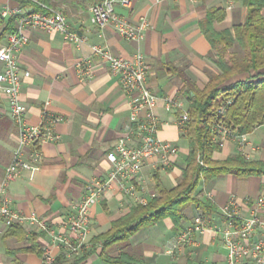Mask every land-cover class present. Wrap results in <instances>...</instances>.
<instances>
[{"label":"crops","instance_id":"0c3cea01","mask_svg":"<svg viewBox=\"0 0 264 264\" xmlns=\"http://www.w3.org/2000/svg\"><path fill=\"white\" fill-rule=\"evenodd\" d=\"M95 1L48 0L82 36L80 42L65 39L59 31L24 28L28 40L18 51L17 59L21 70L28 72L22 77L20 88V97L26 104V120L30 124L38 123L45 102L51 112L63 118L55 126L59 137L38 144L40 157L31 159L38 168L32 172L23 170L9 182L7 194L11 203L21 213L35 214L57 230L68 232L66 218L73 203L84 194L87 182L94 177L107 176L110 163L106 153L122 136L130 137V142L136 141L134 122L130 118V95L123 90L105 60L94 52V46L102 45L123 57L131 56L136 50L144 54L149 65L147 84L158 96L154 110L161 124L157 134L176 144L178 151L166 165L156 156L144 162L140 176L133 181L135 195L125 193L116 183L109 188L91 206L87 243L74 255H61L58 247L51 246L45 232L29 231L27 224H18V228L8 234L13 228L0 223V264H14L15 258L23 264H43L42 254L22 249L30 245L33 234L42 250L51 247L56 257L54 264H111L100 256L102 244H94V236L127 214L137 203L135 196L149 200L158 194L157 181L168 190L181 177L189 151L188 141L180 130V111L166 110L162 96L180 99L186 107L185 78L203 87L209 72L217 71L208 57L211 45L201 30V21L209 9L216 8L223 15L213 21L214 27L232 29L245 21L248 12L239 0H132L130 7L118 4L117 12L129 21L146 20L143 37L135 41L119 35L110 24L102 28L93 25L89 7ZM5 8L35 9L33 4L20 0H0V10ZM261 13L264 15V8ZM11 16L15 17L12 14L0 18V33ZM7 34L5 31L0 38V45L6 42ZM235 49L239 46L235 45ZM80 62L89 65V76L81 74ZM245 75L240 73L232 79ZM17 132L7 97L0 90V185L16 145ZM245 137L242 148L234 138H225L211 157L225 159L240 152L247 159L264 160V123L255 126ZM33 147L24 146L26 158H30ZM196 196L212 202L216 211L209 216L204 228L195 231L193 246L176 245L178 230L196 221L198 210L191 204L183 211L180 228H175L170 217H163L140 227L126 242L108 246L107 253L113 256L125 250L148 264H227V249L217 232L224 221L222 207L232 201L241 218L264 215V174L240 177L234 172H225L207 181L201 179ZM254 237H264V231L257 230Z\"/></svg>","mask_w":264,"mask_h":264},{"label":"built area","instance_id":"2783aa9c","mask_svg":"<svg viewBox=\"0 0 264 264\" xmlns=\"http://www.w3.org/2000/svg\"><path fill=\"white\" fill-rule=\"evenodd\" d=\"M33 2L40 6L39 9L20 10L5 8L0 10V18L6 15H15V27L6 36V42L0 45V90L4 92L9 104V114L17 126V141L11 159L6 165L0 185V223L4 227L14 224H27L29 231L40 230L45 232L50 239L51 246H56L61 255L71 256L80 251L87 243L90 232V208L103 194L116 183L118 188L128 194L136 192L134 180L140 176L144 162L152 157L159 158L162 164H169L177 153L178 146L171 141L163 140L157 134L161 124L155 107L158 96L147 84L149 65L144 54L136 50L131 56L123 57L111 53L102 45L94 46L93 50L99 54L108 65L110 71L117 75L125 92L130 95V118L134 122L135 142H130V137H120L114 147L106 153L110 163L107 176L94 177L86 184L85 192L76 200L66 218L68 232H61L47 221L35 214H23L18 211L7 194V187L11 180L23 170L31 172L38 168L31 159H39L38 144L50 139H57L55 126L63 116L51 112L48 102L42 108L40 121L30 124L26 120V104L20 97L21 80L27 71L21 70L17 53L27 43L28 37L24 28L29 26L41 30H55L62 33L67 40L82 41V36L72 28L65 14L44 0H20ZM130 7L132 0H97L90 7V20L93 25L102 28L108 24L126 39L138 41L143 37L146 20L134 23L119 14L116 5ZM81 74L90 75L89 65L79 63ZM166 110H180V122L188 119V112L183 101L175 97L162 96ZM224 111V105L218 109V116ZM215 138L222 145L225 138L237 140L239 147L245 143L246 133H239L231 125H226L220 116L214 122ZM32 145L30 158H26L23 148ZM153 195V194H152ZM137 202L145 203L147 199L135 196ZM223 223L217 232L227 249V264H264V237H254L257 230L264 231V215L252 214L241 218L235 204L231 201L222 207ZM208 220L204 215L197 214L193 224L180 228L176 235L177 246H193L196 243L195 231L207 225ZM2 228L0 227V232ZM43 264L56 263V257L51 247H45L42 254Z\"/></svg>","mask_w":264,"mask_h":264},{"label":"trees","instance_id":"16d2710c","mask_svg":"<svg viewBox=\"0 0 264 264\" xmlns=\"http://www.w3.org/2000/svg\"><path fill=\"white\" fill-rule=\"evenodd\" d=\"M48 3V0H44ZM248 9L243 23L235 24L232 29L217 30L213 21L222 17L219 9H209L201 30L211 45L209 59L217 71L209 72V79L203 87H198L185 78L188 119L180 122V130L186 136L189 151L178 182L170 189H164L157 181L158 194H154L145 203L137 202L131 210L111 222L110 227L94 236V244H102L100 256L111 264H148L125 250L110 256L106 249L115 243H124L128 237L144 225L153 224L163 217H170L175 228H180L184 209L193 204L197 214L209 216L216 207L209 200L196 196L197 186L202 179L207 181L225 172H234L246 177L252 174H264V160L247 159L237 152L225 159H213L211 153L220 147L215 138L214 122L220 119L231 125L239 133H248L255 126L264 123V0H239ZM33 4L35 9L40 6ZM15 17L5 23L0 38L5 31L11 32ZM235 45L239 49H235ZM244 77L232 79L237 74ZM224 105V111L218 116V109ZM180 111V110H178ZM7 233H13L18 224ZM30 245L23 247L27 251L43 254L31 237ZM190 262L184 263L189 264ZM14 264H23L14 259ZM179 264V263H174Z\"/></svg>","mask_w":264,"mask_h":264}]
</instances>
